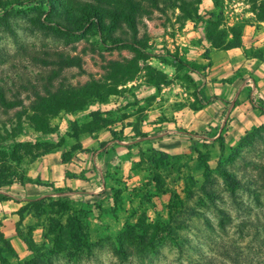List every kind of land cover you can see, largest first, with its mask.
I'll return each mask as SVG.
<instances>
[{
    "label": "rangeland",
    "instance_id": "rangeland-1",
    "mask_svg": "<svg viewBox=\"0 0 264 264\" xmlns=\"http://www.w3.org/2000/svg\"><path fill=\"white\" fill-rule=\"evenodd\" d=\"M263 9L0 0V86L23 103L0 111V202L11 200L7 186L31 184L29 172L70 181L33 180L53 196L18 206L0 264H264V100L249 70L264 60ZM44 53L67 66L34 63ZM53 70L54 92L97 84L102 100L34 116L21 83Z\"/></svg>",
    "mask_w": 264,
    "mask_h": 264
},
{
    "label": "trees",
    "instance_id": "trees-1",
    "mask_svg": "<svg viewBox=\"0 0 264 264\" xmlns=\"http://www.w3.org/2000/svg\"><path fill=\"white\" fill-rule=\"evenodd\" d=\"M264 10V9H263ZM261 16H264L262 14ZM34 63H40L43 66H55L60 68H65L67 66L66 63H64V56L59 53L50 54V53H44V56L36 55L32 58ZM78 59H73L72 61H76ZM65 64V65H61ZM171 66H173L176 70H179V65L176 63H167ZM113 69L115 70V77H113L112 80H116L119 74L122 73V69L120 70L117 63H112ZM45 67V68H46ZM57 71L53 70L49 72V74L46 76L44 74H41L39 79H37V76L35 77L36 82L25 80V82L21 83L22 87L24 88L25 92H30L33 94L35 101H33L30 105V108L34 112V116H41L42 114H56V112L59 111H70V112H77L82 110L83 105H79L80 99L84 100H102V88L98 86L97 84L94 85H85L84 87L77 88L74 90H77L78 92L73 91V89L68 90L63 87V84H59L60 88H58L57 91L54 92L56 85L55 80L57 77ZM21 79H24L23 77ZM154 87L158 86V83H153ZM20 87H16V94H19ZM38 88L40 90H38ZM43 90V91H42ZM41 91L45 94L42 95ZM15 94V95H16ZM67 95L72 96L74 98V103L68 102L66 100ZM17 96V95H16ZM87 102V101H85ZM21 101H12L8 99L7 97V91L4 89V87L0 86V111L2 109L9 110L13 109L15 107L22 106ZM6 113V111H5ZM43 129V128H42ZM42 129H39L42 131ZM227 183L233 188L237 184V181H235L232 177L227 176L226 177ZM31 182V181H29ZM38 184V183H37Z\"/></svg>",
    "mask_w": 264,
    "mask_h": 264
},
{
    "label": "crops",
    "instance_id": "crops-1",
    "mask_svg": "<svg viewBox=\"0 0 264 264\" xmlns=\"http://www.w3.org/2000/svg\"><path fill=\"white\" fill-rule=\"evenodd\" d=\"M227 53L229 54L231 52L228 51ZM249 70L252 74V77L255 80V83H253L252 85L259 91L257 93L258 94L257 98H261L262 100H264V60L260 61L259 67H257L253 63L251 65V67L249 68ZM222 72H225V71L222 70ZM237 96H240V98L243 100L246 99L245 93L243 92L242 87L239 88V93ZM250 106H251V102L247 100V102L242 103V105L240 107L249 108ZM236 112H237V109H236ZM259 118H260V120H263L262 122H264V115H262ZM48 156H50V155H48ZM51 163L52 162L50 159L45 160L44 164L47 165V167H46L47 169ZM35 166H38V161H36L33 164L34 168H35ZM62 166H64V165H62ZM28 177L32 180L30 182L31 183L30 185L29 184L23 185V184H15L14 183V184L7 186V189H9L10 191H7L6 194L9 195L11 200H8L5 202H0V221H2V226H0V229H1L0 234L5 233L7 237L13 238L16 235L15 227H16V224L18 222L17 218L19 217L17 212L19 211V208L23 205V202L25 200L30 199V201L31 200L37 201V200H44L48 197L53 196L51 191H45V190H52L51 187L45 186V185L39 184V183L37 184L36 181H33V180H38L40 177H41L40 180H42L45 177H47V179L51 178L52 181H50V182H51V184H54V186L56 188L59 187L60 185H66V184L69 185V182H70V181H57L59 179H57L53 175L51 177H48V175L41 174L39 171L29 172ZM41 182H43V181H41ZM28 185L30 187H27ZM16 187L20 188V190H22V192L16 191V189H15ZM18 192H20V193H18ZM31 194H33V196H35V197H31L32 196ZM6 203H14L15 209H13L11 211V214H7V213H4L2 211L4 208L3 205ZM18 206H20V207H18ZM3 224H5V226H3ZM8 229H10L9 232H8Z\"/></svg>",
    "mask_w": 264,
    "mask_h": 264
}]
</instances>
